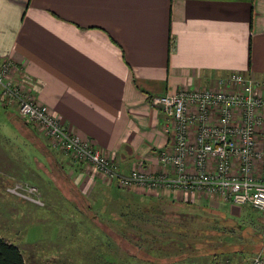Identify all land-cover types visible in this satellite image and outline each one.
<instances>
[{
	"label": "crops",
	"instance_id": "0c3cea01",
	"mask_svg": "<svg viewBox=\"0 0 264 264\" xmlns=\"http://www.w3.org/2000/svg\"><path fill=\"white\" fill-rule=\"evenodd\" d=\"M0 61L119 173L158 174L169 171L158 154L171 145V122L151 96L216 90L233 72L264 82V0H0ZM0 128V177L32 185L55 171L83 195L113 187L53 149L15 105H0ZM15 139L20 145L7 154ZM180 191L164 196L199 221L264 227V215L248 206L196 192L188 202Z\"/></svg>",
	"mask_w": 264,
	"mask_h": 264
},
{
	"label": "rangeland",
	"instance_id": "374dc122",
	"mask_svg": "<svg viewBox=\"0 0 264 264\" xmlns=\"http://www.w3.org/2000/svg\"><path fill=\"white\" fill-rule=\"evenodd\" d=\"M20 143L6 141L7 154ZM46 175L32 184L37 189L31 194V184L0 177V237L18 246L26 264H253L257 257L264 259L263 226L257 231L230 220L199 221L164 196L171 190L108 183L113 187L83 195L55 171ZM180 192L192 202L195 192Z\"/></svg>",
	"mask_w": 264,
	"mask_h": 264
},
{
	"label": "built area",
	"instance_id": "2783aa9c",
	"mask_svg": "<svg viewBox=\"0 0 264 264\" xmlns=\"http://www.w3.org/2000/svg\"><path fill=\"white\" fill-rule=\"evenodd\" d=\"M218 87L151 96V106L171 122V145L158 154L169 171L147 174L138 168L123 175L92 142L70 133L16 82L10 61H0V105H15L19 117L44 133L53 149L92 164L109 184L207 192L264 215V82L233 72ZM29 186L30 194L37 189ZM253 264H264V259L257 257Z\"/></svg>",
	"mask_w": 264,
	"mask_h": 264
},
{
	"label": "trees",
	"instance_id": "16d2710c",
	"mask_svg": "<svg viewBox=\"0 0 264 264\" xmlns=\"http://www.w3.org/2000/svg\"><path fill=\"white\" fill-rule=\"evenodd\" d=\"M29 126L32 127V125ZM0 264H26L18 246L1 237H0Z\"/></svg>",
	"mask_w": 264,
	"mask_h": 264
}]
</instances>
